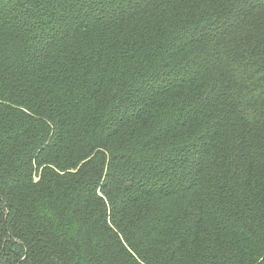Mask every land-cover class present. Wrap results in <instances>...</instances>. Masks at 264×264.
Listing matches in <instances>:
<instances>
[{
	"label": "trees",
	"instance_id": "obj_1",
	"mask_svg": "<svg viewBox=\"0 0 264 264\" xmlns=\"http://www.w3.org/2000/svg\"><path fill=\"white\" fill-rule=\"evenodd\" d=\"M0 264H264V0H0Z\"/></svg>",
	"mask_w": 264,
	"mask_h": 264
},
{
	"label": "water",
	"instance_id": "obj_2",
	"mask_svg": "<svg viewBox=\"0 0 264 264\" xmlns=\"http://www.w3.org/2000/svg\"><path fill=\"white\" fill-rule=\"evenodd\" d=\"M6 223V221H5V218H4V224Z\"/></svg>",
	"mask_w": 264,
	"mask_h": 264
}]
</instances>
